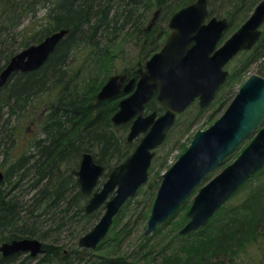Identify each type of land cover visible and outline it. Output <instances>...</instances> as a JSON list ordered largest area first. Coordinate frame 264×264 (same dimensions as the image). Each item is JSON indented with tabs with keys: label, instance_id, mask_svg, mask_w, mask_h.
<instances>
[{
	"label": "trees",
	"instance_id": "16d2710c",
	"mask_svg": "<svg viewBox=\"0 0 264 264\" xmlns=\"http://www.w3.org/2000/svg\"><path fill=\"white\" fill-rule=\"evenodd\" d=\"M193 1L158 0V5L162 6L160 18L169 19L178 8ZM207 1L209 16L214 13L220 16L212 8L216 2L220 8L226 3L229 5L226 11L228 27L220 39L222 42L227 38L229 28L238 25L239 20L244 21L259 0ZM141 6L144 11L146 0H0V70L22 48L39 42L53 31L69 29L41 67L30 72H16L0 87V166L4 169L0 182V243L36 237L43 241L44 247V251L35 257L28 253L4 257L0 253V264H153L158 259L162 264H226L225 258L228 264L238 260L247 264L252 261L251 255L261 259L251 251L255 245L249 247V244L257 242L259 247L258 235L264 236V186L253 191L248 182L262 177L264 166L230 196H245L243 202L230 207L223 204L203 227L185 236L177 232L188 221L186 211L190 204L183 203L157 225L154 234L160 236L157 242L161 247L150 244V237H142L146 243L140 246L143 252L132 258L114 253V248L126 235L124 228L118 227V215L95 250L76 245L78 237L99 215V209L89 214L85 212L87 199L80 195L72 173L79 165L81 154L89 151L95 162L105 166L100 185L108 171L123 161L136 145L120 133L129 128L128 123L115 126L111 122V115L124 95L98 101L94 90L90 95L83 91V83L102 85L110 75V61L115 56L110 45L127 24L133 26L138 21L131 27L133 31L136 28L140 32L138 36L144 34L143 44H149L148 50L158 49V43L167 31L163 27L157 29L160 19L149 31L139 29L138 25L144 19L140 12L137 14ZM40 11L43 13L38 18ZM27 19L35 22L31 28L24 27ZM261 29L255 45L239 53L244 56L240 69H233L225 82L237 78L240 70L264 56V23ZM77 55L82 57V63L73 69L71 60ZM261 65L259 74L264 76V63ZM138 68L126 67L123 70L126 79L137 78ZM98 72L102 73V81L95 79L99 78ZM29 108L37 117L33 121L40 126L39 132L23 148V153L13 156L15 135ZM41 108L42 113L37 115L36 110ZM146 109L158 113L165 110L155 95L146 104ZM194 121L190 119L186 126L190 127ZM152 170L150 165L148 176ZM152 185L149 182L142 195L149 193ZM140 191L141 186L135 194ZM151 205L138 215L142 223L147 221ZM182 209L185 211L173 221ZM216 216H220V221ZM216 220L219 222L215 224ZM168 223L174 225L175 233L171 237L162 233L163 226ZM206 230L208 234L204 233Z\"/></svg>",
	"mask_w": 264,
	"mask_h": 264
},
{
	"label": "water",
	"instance_id": "95a60500",
	"mask_svg": "<svg viewBox=\"0 0 264 264\" xmlns=\"http://www.w3.org/2000/svg\"><path fill=\"white\" fill-rule=\"evenodd\" d=\"M157 13L154 12L149 26ZM263 22L264 0H259L245 21L218 44L228 27L227 18H208L207 0H194L172 14L163 45L138 69L136 81H125V74H112L101 86L96 94L98 101L116 98L121 91L127 94L118 101L111 121L114 125L130 122L128 141L142 136L132 152L108 171L100 185L105 166L95 162L90 152H83L77 169L72 170L80 195L87 199L85 212L104 206L94 225L79 237L80 246L94 248L106 236L121 207L147 181L153 150L164 141L176 116L195 100L202 108L212 102L229 74L226 64L240 51L254 46ZM67 32L68 29L53 31L13 54L0 70V87L16 72L38 69ZM154 95L165 110L144 114L145 105ZM263 122L264 76L252 73L225 111L207 128L198 129L187 148L161 173L144 235L154 231L191 195L188 221L179 232L187 234L204 226L234 191L264 166ZM251 133L252 138L237 156L207 179ZM0 249L4 254L22 251L35 256L42 252V242L24 237L4 241Z\"/></svg>",
	"mask_w": 264,
	"mask_h": 264
},
{
	"label": "rangeland",
	"instance_id": "374dc122",
	"mask_svg": "<svg viewBox=\"0 0 264 264\" xmlns=\"http://www.w3.org/2000/svg\"><path fill=\"white\" fill-rule=\"evenodd\" d=\"M146 6L147 7L145 8L144 11L142 8L143 6L139 7V9L137 11V14H139V12H140L142 15H144L143 21L138 25L139 29L140 28L143 29L147 25V23L149 22L154 11L158 8L157 7L158 6V0H146ZM212 6H213L212 8H214L218 13H220V16H217L214 13V15L210 14L209 17H211V16H216L219 18L220 17H227L226 11L229 8L228 3H226V5L221 7V8L217 2ZM42 13H43V11L39 12L38 18H40L39 15H41ZM242 22H243V20H239L238 25L229 28L230 32L227 33V37ZM28 23H31V25H27ZM34 23L35 22H32V21L30 22V19H27V21L24 24V27L31 28L34 25ZM138 23L139 22L137 21L133 24V26H129L127 24L126 27H123L125 29L120 32L119 38L116 39L112 45H110V48L112 49V53L115 56L110 61V69L111 70H110V75L107 77V79L112 74H125V73H123V70L126 67H135V66H136V68H138L139 66L142 67L144 61L146 59H148L151 56V54H153V52L155 51V49L154 50H148L149 44L147 46H145L143 44L144 38H146L144 36V34H142L143 37L138 36L140 34V32H138L136 30V28H135V32H134L133 29L131 28V27H134V25H136ZM167 23H168V19H165V17H161L160 22L157 25V27H158L157 29L163 27L164 29H166V31L168 33L169 29L167 27ZM165 36H166V34L162 35V38L160 39V42L158 43V47H157L158 49L161 46ZM81 58L82 57L77 55L75 57V59L71 60L72 61L71 67H73V69H75L76 67H78L82 63ZM243 61H244V56L237 54L225 66V69H227L229 74H230V72L233 69H236V68L240 69V67H241L240 64L243 63ZM262 63H264V56L263 57L259 56L258 59L254 60L253 62L248 64L247 68H245L244 70H240L242 72H240V75H238L239 78L237 76V78L229 79L225 83H223L220 86L219 90L217 91L214 99L212 100V102L208 106L202 108L198 105L197 101L195 100L193 103H191L182 112V114H180L179 117L176 116L177 122L176 123L174 122L175 124H173L172 127L170 128V130L167 133V136L164 139V141L158 147H156L153 150L154 156H153V159L151 161V166H153V170L149 174L147 181L141 186L140 193L135 194L134 197H131V199L129 200L130 202L128 201L129 202L128 205L125 206L124 208H122V210L119 211L118 214H116V216L117 215L119 216L118 227H123L124 230L126 231V235L121 240V242H119L118 246L114 248V253L127 254L132 258L134 255H137L138 252H143V250L140 251V246L143 243H145L144 242L145 241L144 239H146L145 237H150V239L148 240V242H150V244L159 245V243L157 242V238L160 236L159 235L157 236L156 234H154L155 230L150 232L147 235H144L143 231L145 229L146 222L143 221V223H142L139 220L140 216L138 218V215L139 214L141 215L142 212L144 213L150 207V205L153 203V200H154V197L156 194V190H157L158 185L160 183L161 173L163 171H165L177 159L178 155L187 148L193 134L198 129L207 128L210 124H212L225 111V109L227 108V106L229 105V103L231 102V100L233 99L235 94L237 93V91H238L240 85L243 83V81L252 73H258L259 74L260 69L263 67L261 65ZM262 71H263V69H262ZM98 75H99L98 76L99 78H95V79L102 81V79H101L102 73L98 72ZM94 77H95V75H94ZM106 80L104 81V83L106 82ZM127 80L128 79H125V81H127ZM102 85H99V84L90 85L89 83H86V81H85L83 83V91L87 92L90 95L91 92L94 90L95 94H97ZM219 103H221V104L219 105ZM199 107L202 109H200ZM36 111H37V115H38L40 112L42 113V108L37 109ZM35 118L37 119V117L35 115L31 114V108H29V113L26 115V119L19 125V128L17 130V137L18 138H17L15 146L12 150L13 156L19 155V153L20 154L23 153V148L27 145V143L31 142L34 139V137H36L38 135V132H39L38 127H40V126H38L37 123L35 124V122L33 121V120H35ZM190 119H195V121L190 127H187L186 124L188 121H190ZM31 121H33V122H31ZM38 121H39V119H38ZM127 130H128V128L126 130H124L123 132L120 131V133L126 135ZM253 134L254 133H251L248 137H246L234 149V151L224 159V161L221 165H219L212 172H210L208 174L207 179L214 176L216 173H218L220 171L221 168H223L225 165L230 163L237 156V154L247 145V143L252 138ZM0 171L2 173L4 172V169L1 166H0ZM157 172H158V174H157ZM149 182L151 184H153L152 189H150L149 193L147 191L145 194L142 195L143 191L146 189L147 184ZM248 183L252 184L251 189H253V191L257 190V187L264 186V175L262 177H259L258 179L253 178ZM197 189H198V187L196 189H194L193 193ZM192 196L193 195H191L184 203L190 204L191 200H192ZM245 198H246L245 196L234 195V196L228 198V200H226L224 202V206L230 207V206L238 205L241 203V201L243 202V200ZM97 209H99V210H97L99 212V215L94 219V221L92 222L91 226L88 229H90L94 225V223L98 220V218L100 217V215L104 211V206L101 205ZM184 211L185 210H183V209L180 210L179 213L173 218V221H175V219H177L178 216H180ZM87 214H89V213H87ZM216 217H218L219 221H220V216H216ZM219 221L216 220L215 224H216V222H219ZM215 224L212 225L211 227L214 228ZM173 226L174 225L170 226L169 223L164 225L162 233L163 234L165 233L166 237L167 236L171 237L175 233ZM180 229L178 228L177 232L181 236L187 235V234H181L179 232ZM204 233L208 234L209 231L206 230ZM142 237H144V239ZM263 237L261 235H258V238L260 241L259 247H257V242H254L255 244H252V243L249 244V247L252 245H255V247L254 246L251 247V251L255 255L260 256L261 259H258V257H256V256L253 257L251 255L252 261L250 263H247V264H256L255 262H259L258 264H264V240H263ZM68 245H69V243H67L66 247ZM160 245L158 247H161ZM168 255H170V254H168ZM224 261L226 262V264H228V260H226V258L224 259ZM239 261L240 260H238V262H234L233 264H236V263L245 264V263H242ZM152 263L153 264H160V263L162 264L163 262L159 261V259H158L156 261L154 260Z\"/></svg>",
	"mask_w": 264,
	"mask_h": 264
},
{
	"label": "flooded vegetation",
	"instance_id": "af4514ba",
	"mask_svg": "<svg viewBox=\"0 0 264 264\" xmlns=\"http://www.w3.org/2000/svg\"><path fill=\"white\" fill-rule=\"evenodd\" d=\"M258 2H259V1H258ZM258 2H257V3H258ZM257 3H256V4H257ZM189 4H190V3H189ZM256 4H255V6H256ZM184 6H185V5H184ZM255 6H254V7H255ZM157 7H158V8H157L155 11H158V13H157V16L155 17L154 21L152 22L151 26H149V24H150L152 18L154 17V13H153L152 17L150 18L149 22L147 23V25L144 27L145 30H147V31H149V30L153 27V25H155V24L158 22V20L160 19V14H161V11H162V6H161V5H158ZM254 7H253V9H254ZM253 9L251 10V12L253 11ZM155 11H154V12H155ZM251 12L249 13V15L251 14ZM173 13H174V12H173ZM173 13H172V14H173ZM249 15H248V16H249ZM171 16H172V15H171ZM171 16H170V17H171ZM248 16H247V17H248ZM170 17H169V19H170ZM247 17H246V18H247ZM246 18H245V19H246ZM169 19H168V21H169ZM227 21H228V19H227ZM244 21H245V20H244ZM244 21H243V22H244ZM243 22H242V23H243ZM263 23H264V22H263ZM263 23H262V25H263ZM158 24H159V22L156 24V26H157ZM262 25L260 26V30H261V32H262V29H261ZM167 27H168V23H167ZM168 29H169V28H168ZM155 31H157V30H155ZM169 31H170V29H169ZM169 31H168V33H169ZM168 33H166V36L168 35ZM164 35H165V33H164ZM260 35H261V34H260ZM166 36L164 37V40H165ZM259 38H260V37H259ZM164 40H163V43H164ZM257 41H258V40H257ZM257 41H256V42H257ZM162 45H163V44H162ZM162 45H161V46H162ZM254 45H255V44H254ZM160 48H161V47H160ZM160 48H159V49H160ZM159 49H158V50H159ZM250 49H251V48H250ZM243 51H247V50H243ZM155 52H156V51H155ZM240 52H242V51H240ZM240 52H239V53H240ZM239 53H238V54H239ZM236 55H237V54H236ZM144 62H145V61H144ZM139 68H140V67H139ZM139 68H138V69H139ZM138 69H137V70H138ZM125 77H126V75H125ZM137 78H138V77H137ZM137 78H135V81L137 80ZM125 79H126V78H125ZM130 79H131V78H130ZM121 94H123L124 96L127 95V94H125L124 92L121 91V92L118 94V96H117L116 98H118ZM124 96H123V97H124ZM116 98H115V99H116ZM148 112H151V111H148V110L146 109V105H145V109H144L143 113L146 114V113H148ZM157 113H158V112H157ZM127 123L130 125V122H127ZM124 124H125V123H124ZM121 125H122V124H121ZM128 129H129V128H128ZM127 132H128V131H127ZM126 135H127V134H126ZM141 136H142V135H140L139 137H136V138L133 139L132 141H128L127 139H126V140H127L128 142H134L135 144H137V142H138V140L140 139Z\"/></svg>",
	"mask_w": 264,
	"mask_h": 264
},
{
	"label": "bare ground",
	"instance_id": "6f19581e",
	"mask_svg": "<svg viewBox=\"0 0 264 264\" xmlns=\"http://www.w3.org/2000/svg\"><path fill=\"white\" fill-rule=\"evenodd\" d=\"M62 29H66V28H62ZM68 32H69V29H68ZM68 32H67V33H68ZM67 33H66V34H67ZM66 34H65V35H66ZM65 35H64V36H65ZM46 36H47V35H46ZM64 36H63V37H64ZM63 37H62V38H63ZM62 38H61V39H62ZM61 39H60V40H61ZM60 40H59V41H60ZM53 51H54V50H53ZM51 53H52V52H51ZM51 53H50V54H51ZM49 56H50V55H49ZM49 56H48V57H49ZM47 59H48V58H47ZM44 63H45V62H44ZM44 63H43V64H44ZM43 64H42V65H43ZM42 65H41V66H42ZM41 66H40V67H41ZM111 122H112V121H111ZM112 124H113V123H112ZM15 136H16V137H15V140L17 141V138H18V137H17V135H15ZM85 152H89V151H85ZM90 153H91V152H90ZM91 154H92V153H91ZM81 155H82V154H81ZM92 155H93V154H92ZM93 158H94V157H93ZM80 159H81V158H80ZM79 162H80V161H79ZM0 182H1V180H0ZM84 233H85V232H84ZM79 237H80V236H79ZM79 237H78V239H79ZM32 238H36V237H32ZM104 238H105V237H104ZM104 238H103V239H104ZM37 239H39V238H37ZM78 239H77V243H76L77 247H79V248H83V249H86V250H94V249L96 248V246H97V245L103 240V239H101V240L97 243V245H96L94 248H86V247L80 246V245L78 244ZM39 240L42 242V252H43V251H44L43 241H42L41 239H39ZM1 244H2V242L0 243V246H1ZM42 252H41V253H42ZM0 253H1L2 256L5 257V256L13 255V254H19V253L25 254V253H27V252L18 251V252H12V253H9V254H4L3 251L0 249ZM28 254H29V253H28ZM29 255H30V254H29ZM31 256H32V257H35V256H33V255H31ZM35 261H36V260H35ZM40 264H43V263H40Z\"/></svg>",
	"mask_w": 264,
	"mask_h": 264
}]
</instances>
